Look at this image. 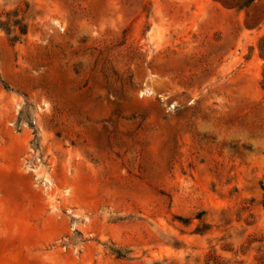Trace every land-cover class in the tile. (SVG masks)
Listing matches in <instances>:
<instances>
[{
    "label": "rangeland",
    "instance_id": "obj_1",
    "mask_svg": "<svg viewBox=\"0 0 264 264\" xmlns=\"http://www.w3.org/2000/svg\"><path fill=\"white\" fill-rule=\"evenodd\" d=\"M263 73L264 0H0V264H264Z\"/></svg>",
    "mask_w": 264,
    "mask_h": 264
},
{
    "label": "trees",
    "instance_id": "obj_2",
    "mask_svg": "<svg viewBox=\"0 0 264 264\" xmlns=\"http://www.w3.org/2000/svg\"><path fill=\"white\" fill-rule=\"evenodd\" d=\"M13 27H15V31H17L20 36H24L26 34V26L22 24L20 20H14ZM263 85H264V73H263Z\"/></svg>",
    "mask_w": 264,
    "mask_h": 264
}]
</instances>
